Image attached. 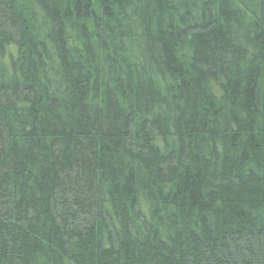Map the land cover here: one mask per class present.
<instances>
[{
    "label": "trees",
    "instance_id": "trees-1",
    "mask_svg": "<svg viewBox=\"0 0 264 264\" xmlns=\"http://www.w3.org/2000/svg\"><path fill=\"white\" fill-rule=\"evenodd\" d=\"M0 264H264V0H0Z\"/></svg>",
    "mask_w": 264,
    "mask_h": 264
}]
</instances>
